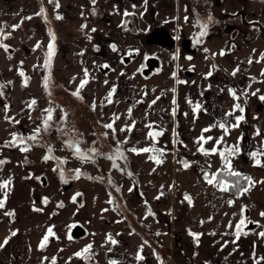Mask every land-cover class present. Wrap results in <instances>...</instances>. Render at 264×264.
Wrapping results in <instances>:
<instances>
[{
  "label": "rangeland",
  "instance_id": "374dc122",
  "mask_svg": "<svg viewBox=\"0 0 264 264\" xmlns=\"http://www.w3.org/2000/svg\"><path fill=\"white\" fill-rule=\"evenodd\" d=\"M69 1L84 13H79L81 21L77 10L66 12L61 2L57 7L48 1L34 15L44 21L53 45L51 56L41 43L28 45L45 41L44 30L27 27L29 16L19 17L24 41L17 44L14 35L19 31L9 28L13 33L9 44L16 51L8 52L15 54L25 75L20 74L13 94L0 79V183L7 185L0 188L4 201L0 264H154L159 251L174 264L176 243L170 248V237L237 229L248 205L247 226L252 228L254 221L264 230V127L248 124L253 116L243 104L246 97L241 93L247 84L239 73L240 58L250 45L243 43V37L231 44L228 35L213 28L206 39L212 57L202 48L197 56L185 57L175 11L169 23L162 18L169 12L159 7L161 21L154 23L145 0H120V6L114 0H96L110 16L107 22L95 15L97 6L88 7L90 15L82 11L80 0ZM246 1L223 0L215 13L253 8L263 25L264 0ZM129 11L141 30L138 35L125 34L120 26ZM247 16L254 15L249 11ZM166 33L173 38L171 43ZM261 39L262 35L258 43ZM129 48H137L139 55L125 64L121 56ZM42 53L56 66L44 80L41 68L26 70L30 57ZM146 54L161 57L160 69L147 77L140 70ZM188 67L194 73L181 74ZM81 81L87 83L79 89ZM77 141L87 159L68 147ZM233 146L238 148L235 155L225 152L232 169L254 182L247 183L249 190L243 194L222 191L205 179V173L219 172L218 179L231 184L220 152ZM133 148L158 151L133 152ZM117 149L123 158L115 156ZM46 156L50 158L45 160ZM77 193L82 194V203L74 199ZM76 222L86 227L87 234L75 239L69 231ZM6 237L10 238L4 244ZM88 241L91 247L84 253Z\"/></svg>",
  "mask_w": 264,
  "mask_h": 264
},
{
  "label": "crops",
  "instance_id": "0c3cea01",
  "mask_svg": "<svg viewBox=\"0 0 264 264\" xmlns=\"http://www.w3.org/2000/svg\"><path fill=\"white\" fill-rule=\"evenodd\" d=\"M47 5L48 0H0V36L2 29L10 32L11 30L9 28L11 27V29L19 31V23L22 19L19 18L20 16L30 17L27 21V27L31 30L34 31L35 29L36 31L42 29L45 31L46 27L42 18L35 17L34 15L40 12L43 6ZM249 11L254 16L247 18L249 22L247 25H244L248 30V37H246L243 43L250 45V47L242 53L243 57L240 58L243 64V69L239 72L241 73L240 77L247 84L245 93H241V95L243 98L246 97L243 104L248 109L247 113H250L253 118L260 116V120L258 119L257 121L253 118H245L248 124L253 121V123H259L260 127L263 128L264 99H261V97H264V33L261 32V26L257 24L259 18L255 10L252 8ZM13 26L17 27L14 28ZM31 30L30 32H32ZM11 35L13 36V33ZM23 35L24 33L22 31L14 35V40L17 44L24 41L22 39ZM261 35L262 42L258 43V41L260 42ZM47 41H49V38H47ZM37 42L38 40L29 42L28 45L35 47ZM230 43L233 44V41H230ZM207 48L210 49L209 47ZM37 57H30V64L28 63L26 68L29 73L31 71H38L44 65L42 56L40 55L38 59ZM46 64L51 65L52 61L47 60ZM217 66V63H215L216 68ZM20 67L21 65L16 59L15 54H10L0 43V79L3 83L12 87V94L13 89L19 88V80L21 82ZM79 83L81 84V82ZM14 98V102L18 103L15 95ZM246 155L248 156V152H246ZM247 208H249V205L243 208V212H245V218L243 220L245 223L240 227L239 235H237V229L220 228L217 230L201 231L200 233H195V236L192 237L185 234H174V238L170 237V248L176 243L177 255L175 261H173L174 264H256L258 259L264 257V237L260 235V233H264V230H260L258 223L254 221L250 222L252 223V228L247 226L245 219L250 213ZM136 229L139 230L138 227ZM136 229L135 232L139 234ZM90 243L88 241L87 246ZM153 243L155 242L153 241ZM157 257L158 260L154 264H171L168 261V256L164 255L162 251L157 252ZM260 264H264V259L260 260Z\"/></svg>",
  "mask_w": 264,
  "mask_h": 264
},
{
  "label": "flooded vegetation",
  "instance_id": "af4514ba",
  "mask_svg": "<svg viewBox=\"0 0 264 264\" xmlns=\"http://www.w3.org/2000/svg\"><path fill=\"white\" fill-rule=\"evenodd\" d=\"M49 1V0H48ZM81 2H83L82 7L83 10H86V14L87 11L90 13V8H88L89 6H97L96 9H98L95 12V15L97 17H102L104 16V20H106L107 22H110V16L107 15V12L105 11L104 7H102L100 2H97L96 0H80ZM112 1V0H110ZM117 2V5L120 6V0H114ZM133 1V0H132ZM131 1V2H132ZM148 8H149V12H150V16H151V21H153L154 23L160 22V18H158V13H160V11H162L160 9L159 11V7L163 9V11L166 10V12H169L168 18L165 19V17H162L163 20H168L169 23H171V19L169 17H171L173 11L177 12L176 13V18L179 21L178 25V29L176 32L178 37H181V42H180V49L181 52L183 53L182 56H192V55H198V49H203L205 53H207L210 57H212V53L211 50L208 49L207 47H209L206 43V39L207 37H209L211 35V31L213 29V31L215 33L219 34H224V35H228L230 37L229 41H236L237 38L239 37H243L242 39L245 41L246 37H248V30L244 27V25L248 24V16H247V11L248 9H246V11H240L239 9L236 11H230L229 9H224V11L220 14L217 15L215 13V7L217 4H222L223 0H145ZM244 2H247L246 0H243ZM59 2L61 3H65L63 7H65L64 9H66V12H69L70 10L72 12L76 13V10L78 11L76 13L77 18L81 21V16L79 15V13H81L80 10H78L76 7H74L71 3V1L69 0H53V2H51L52 5H57V3L59 4ZM159 4H162L161 6ZM132 11H129L128 13H125V16L123 17L122 20V25L120 23L121 28L125 31H123L125 34L128 35H138L141 33V30L139 29L137 23H136V18L131 15ZM181 13V14H180ZM62 14V13H61ZM64 14V13H63ZM105 14V15H104ZM81 15H84V13L82 12ZM91 15V13H90ZM219 21V24H218ZM257 24H259L261 27V32L264 33V24L262 25L260 22V18L259 20H257ZM164 22V21H162ZM166 24V22H165ZM172 25V24H170ZM200 25H206V34L203 36H200L199 33L202 31ZM219 26V28L217 27ZM136 27V31H133L132 29ZM218 28V29H217ZM35 30V29H34ZM176 30V29H175ZM128 31V32H127ZM168 33H166V37L168 36V39L166 41H169L171 43V40H173V38L169 37L170 35H167ZM45 41H42L41 39H38L37 43H41L42 46L47 50H49V44H52L51 39L47 36V31L45 30ZM172 36V35H171ZM11 37V33L9 31H6V29H2L1 31V36H0V40H1V44L3 47H5L7 50H9L10 52H12L13 50H16V47L13 46L12 44H9L10 42V38ZM47 38H49V41H47ZM197 39L199 40V43H197ZM47 41V42H46ZM36 43V44H37ZM29 47V46H28ZM12 49V51H11ZM134 52L136 53L135 56L131 57L128 61L124 60V57L126 55H128L129 53ZM176 53L179 54L178 50L176 51ZM139 55V50L137 48H129L127 49L126 52L123 53V55L121 56L122 61L127 64L130 63L131 61H133L134 59H136ZM150 55H154V54H146L143 58V63L141 65V73L143 74V69L147 67V62H146V58ZM43 60H44V65L41 67V76L42 73L46 74L47 76L50 74V72L52 73V69H55V65L52 63L51 65H47V60L44 56V54H41ZM157 56V55H156ZM159 57V56H158ZM161 60V57H159ZM215 66V65H214ZM161 67V65H160ZM159 68H157L155 71H152L149 75H151L152 73L158 71ZM108 70V66L104 68V71ZM181 74L183 73L184 75H191L194 73V68L193 67H188L185 69L181 70ZM144 75V74H143ZM149 75H144L145 77L149 76ZM43 78V77H42ZM81 87H79L80 89ZM42 176V175H41ZM40 176V177H41ZM39 177V178H40ZM81 194V193H79ZM82 195V194H81ZM78 195H76L75 197H77ZM77 223V222H76Z\"/></svg>",
  "mask_w": 264,
  "mask_h": 264
},
{
  "label": "snow or ice",
  "instance_id": "6c2138e0",
  "mask_svg": "<svg viewBox=\"0 0 264 264\" xmlns=\"http://www.w3.org/2000/svg\"><path fill=\"white\" fill-rule=\"evenodd\" d=\"M49 2L51 3V2H53V0H49ZM56 6H57V7L59 6L58 3H57ZM29 18H30V17H29ZM57 18H60V17H57ZM13 27L15 28V27H17V26H13ZM200 27H201L202 31L199 33V35H200V36H203V35L206 34V27H207V26H206V25H200ZM52 39L54 40L55 37L53 36ZM196 42L199 43V40L197 39ZM5 47H6V46H5ZM52 49H53V45H52V44H49V50H50V51H49V56H51V54H52ZM113 49L115 50V46H113ZM221 55H223V53H221ZM189 59H190V57H189ZM250 62H251V61H250ZM105 67H107V65H105ZM22 74H23V73H21V75H22ZM86 74H87V73H86ZM234 74H235V73H233V75H234ZM85 83H87V81H81V85H80V87L82 88V87L84 86ZM47 86H48V84H47V78H46V81H45V87H47ZM78 94H79V89L77 90L76 93H74V95H78ZM109 95L111 96V93H110ZM233 95H235V94L233 93ZM261 99H264V97H261ZM33 103H35V101H33ZM153 103H155V101H154ZM197 107H198V106H197ZM236 107H239V105H236ZM241 111H243V109H241ZM48 119H51V112H50V110H49V116H48ZM236 119H237V121H239V120H242L243 117H242V116H241V117H237ZM45 123H47V120L45 121ZM219 126H220L221 128H225L224 124H221V125H219ZM105 127H107V128H112V124H107V125H105ZM208 130H209V129H204L203 131H208ZM225 132H227V129H226V128H225ZM149 135H150V136H153V135H159V133H155V134H153V133H149ZM32 138L34 139L35 137H32ZM200 139L203 140L204 137L201 136ZM208 139H211V137H209ZM221 139H222V138H221ZM219 143H220V140L217 141V144H219ZM78 144H79V141H77V142H75V143H69V144H68V147H69V148H74V149H75V153H76L78 156H80V158H81L82 160H83V159H87L88 157L85 156V154H83V153L80 151V149H79V147H78ZM131 150H132L133 152H138V151H142V152H150V151H153V152H154V151H158V150H156L155 148H144V149H140V150H137V149L133 148V149H131ZM22 151H27V148H23ZM49 151H51V149H50ZM90 151H95V150H94V149H91ZM200 151H204V152L207 154V150H205L202 146H201V148H200ZM211 151H212L213 153H215V152L217 151V149H216V148H213ZM237 151H238V148L235 147V146H233L231 149H225V151L220 152V156H221L222 160L224 161L225 170L227 171V174H228L229 176H232V177H235V178H236V180H235L234 183H232V184H228V183H226V182H224V181H222V180H219V179H218V176L220 175L219 172H218V173L211 174V175L205 173V179L207 180V182H208L209 184H213V183H215V185H216L217 187H219L220 190H222V191H229L230 189L235 188V189L237 190L238 194H243L244 192H247L249 189H248L247 187H242L241 184H240V180H241V179L245 180L250 186L253 185L254 182L251 180L250 177L242 176L241 173L236 172V171H234V170L232 169V167H231V161H230V159L228 158V156L225 155V152H228V154H229V156H230V155H235ZM261 154H264V153H261ZM115 156L118 157V158H123V153L120 152L119 149H117L116 152H115ZM256 156H257V154H256V153H253V157H254V159H255V163H256L257 165H261V161H260V159L256 158ZM49 158H50V157L46 156L44 159L47 160V159H49ZM108 158H109V159H113V157H108ZM151 158H153V157H150V159H151ZM156 162H157V163H160L161 161L157 160ZM61 163H63V161H61ZM117 166H118V165H116L115 160H113V167H117ZM262 166H264V165H262ZM185 167H188V165L185 164ZM77 173H79V170H77ZM61 175H63V173H61ZM6 186H7L6 183H0V188H4V187H6ZM129 191H131V189H129ZM6 195H7V193H5V197H6ZM77 195H80V194L77 193ZM74 199H75V198H74ZM185 199H187V200L189 201V203H191V199H190V197H188L187 195L185 196ZM231 203H232V201H229V204H231ZM61 206H62V205H61ZM3 207H4V201H3V200H0V208H3ZM242 211H243V209H242ZM6 215H11V213H6ZM261 215L264 216V213H261ZM244 223H245V221H244L243 219H241L240 222H239V224L237 225V235H239L240 227H241L242 225H244ZM51 234H52V231H51V229H49V230H48V235H51ZM12 235H15V233H12ZM48 235H45V237H44V241H47V240H48ZM192 235L195 236V234H192ZM260 235H261L262 237H264V233H260ZM9 238H10V237H6V238H5L4 244H7ZM113 243H115V241H113ZM3 246H4V245H0V247H3ZM43 246H44V244H43V242H42L41 247H43ZM90 247H91L90 245L87 246V247L83 250V252L86 253ZM76 255H77V256H80V255H82V253H77ZM139 258H140V257H138V259H139ZM262 259H264V257L258 259V260L256 261V264H260V260H262ZM111 264H116V262H115V261H112Z\"/></svg>",
  "mask_w": 264,
  "mask_h": 264
},
{
  "label": "water",
  "instance_id": "95a60500",
  "mask_svg": "<svg viewBox=\"0 0 264 264\" xmlns=\"http://www.w3.org/2000/svg\"><path fill=\"white\" fill-rule=\"evenodd\" d=\"M132 30L136 31V27L133 28ZM11 51H12V49H11ZM135 55H136L135 51L134 52L130 51V53L124 57V60L128 61L131 57H133ZM146 62H147V67L143 69V74L144 75H149L152 71H155L161 65V60L156 55L148 56L146 58ZM40 179L42 180L43 184H46V178H45L44 175H42L40 177ZM75 200L78 203H82V195L80 194L77 197H75ZM69 233H70L71 237L76 239V238H80V237L86 235L87 234V229L80 222H77L70 228Z\"/></svg>",
  "mask_w": 264,
  "mask_h": 264
},
{
  "label": "trees",
  "instance_id": "16d2710c",
  "mask_svg": "<svg viewBox=\"0 0 264 264\" xmlns=\"http://www.w3.org/2000/svg\"><path fill=\"white\" fill-rule=\"evenodd\" d=\"M20 68H21V70H20V74L23 73L22 76L25 75V69L22 68V67H20ZM42 77H43V80H44V77H47V75L43 73V76H42ZM239 173H241L242 176L247 177V174H246V173H243V172H239ZM226 176H227V178L231 181V184L235 182V180H236L235 177L229 176V175L227 174V172H226ZM240 184H241L242 187H245V186L247 185V182H246L245 180L241 179V180H240ZM232 190H236V189H235V188H232ZM236 191H237V190H236Z\"/></svg>",
  "mask_w": 264,
  "mask_h": 264
}]
</instances>
